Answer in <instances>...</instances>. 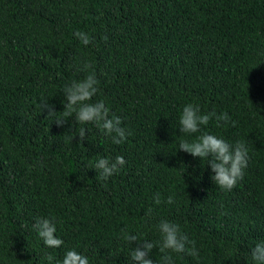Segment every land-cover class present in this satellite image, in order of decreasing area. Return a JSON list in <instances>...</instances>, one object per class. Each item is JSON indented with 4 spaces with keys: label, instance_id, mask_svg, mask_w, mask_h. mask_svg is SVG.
<instances>
[{
    "label": "trees",
    "instance_id": "1",
    "mask_svg": "<svg viewBox=\"0 0 264 264\" xmlns=\"http://www.w3.org/2000/svg\"><path fill=\"white\" fill-rule=\"evenodd\" d=\"M93 73L91 102L121 118V144L64 117L63 88ZM44 100L54 115L41 114ZM189 103L235 121L202 132L248 147L231 191L177 150L200 135L180 132ZM116 156L126 164L102 180L94 163ZM38 218L54 221L61 247L44 245ZM161 221L199 252H170L174 264H252L264 240V0H0V264H58L70 249L89 264H132L124 232L151 241L160 264Z\"/></svg>",
    "mask_w": 264,
    "mask_h": 264
},
{
    "label": "clouds",
    "instance_id": "2",
    "mask_svg": "<svg viewBox=\"0 0 264 264\" xmlns=\"http://www.w3.org/2000/svg\"><path fill=\"white\" fill-rule=\"evenodd\" d=\"M74 35L87 46L91 43L90 38L84 32L77 31ZM107 39V37H105ZM90 67V65H85ZM98 80L95 74L87 75L84 79L73 81L69 86L63 88L64 93V117H75V121L81 125L95 124L96 127L106 136L110 137L114 144H121L127 139V131L122 127V120L118 116L109 117V109L103 101L91 102L93 97L98 92ZM47 110V116H52L56 113L54 106L44 100L41 103V114ZM215 120L217 127L226 126L229 123L234 127L235 121L227 113L217 114L215 111L202 113L199 105L192 103L183 107L179 118V129L183 134L189 136L200 133L195 136L191 142L187 139H182L179 142L177 150H183L191 154L193 157H198L200 160H205L211 166L214 175L212 181L222 190L231 191L237 182L243 179L244 169L247 168L249 160V150L244 142H237L235 145L229 144L223 138L217 137L209 132H202L201 129L209 125L210 121ZM66 119H56L58 126H63ZM86 128L81 127L78 136L79 142L86 140ZM76 136V135H75ZM73 136V138L75 137ZM126 164L123 156H116L115 159L99 158L93 165L102 180H107L109 177L118 173ZM153 202L156 205L162 203L159 193L153 197ZM166 204H173L174 199L169 196ZM152 209L149 208L145 215L150 216ZM39 238L48 248H59L63 245V240L57 238L56 224L48 218H38L33 224ZM158 231L161 234L162 240L160 244V252L164 253L161 256L160 264H174L172 256L168 253L174 252L178 254L187 253L190 256H198L199 252L195 247V242L181 232L180 226L169 221H161L157 225ZM122 239L132 247L130 259L132 264H153L150 255L155 248L151 241L143 240L138 235L128 234L124 232ZM252 264H264V240L258 241L252 246L248 252ZM48 264H52L54 257L47 255ZM58 264H89L87 256L82 255L74 249L66 251L63 260Z\"/></svg>",
    "mask_w": 264,
    "mask_h": 264
}]
</instances>
